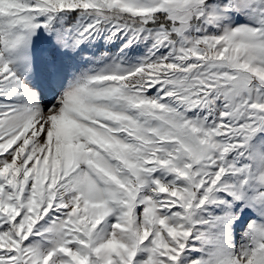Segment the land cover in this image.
I'll return each mask as SVG.
<instances>
[{
	"label": "snow or ice",
	"instance_id": "1",
	"mask_svg": "<svg viewBox=\"0 0 264 264\" xmlns=\"http://www.w3.org/2000/svg\"><path fill=\"white\" fill-rule=\"evenodd\" d=\"M0 264H264V0H0Z\"/></svg>",
	"mask_w": 264,
	"mask_h": 264
}]
</instances>
